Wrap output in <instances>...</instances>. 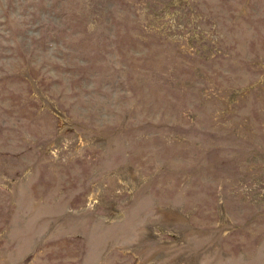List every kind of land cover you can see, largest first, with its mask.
<instances>
[{
	"label": "rangeland",
	"instance_id": "1",
	"mask_svg": "<svg viewBox=\"0 0 264 264\" xmlns=\"http://www.w3.org/2000/svg\"><path fill=\"white\" fill-rule=\"evenodd\" d=\"M0 264H264V0H0Z\"/></svg>",
	"mask_w": 264,
	"mask_h": 264
}]
</instances>
